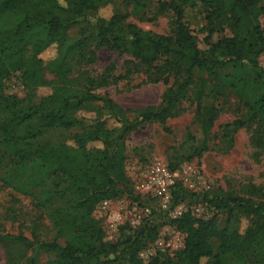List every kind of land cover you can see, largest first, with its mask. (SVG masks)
<instances>
[{
	"label": "trees",
	"instance_id": "16d2710c",
	"mask_svg": "<svg viewBox=\"0 0 264 264\" xmlns=\"http://www.w3.org/2000/svg\"><path fill=\"white\" fill-rule=\"evenodd\" d=\"M198 2L209 44L214 32L232 31L207 50L199 48L183 22L185 10ZM112 3L0 0V184L27 197L39 193L34 196L41 212L31 220V236L24 223L14 233L0 228L5 264H37L40 251L55 255L47 264H264V187L255 184L240 193L205 195L216 211L211 218L186 212L171 219L186 235L185 247L173 259L161 252L149 261L140 256L159 237L157 225L146 224L110 243L93 218L96 205L120 196V187L128 183L125 134L145 123H165L185 101L193 104L206 137L219 113L214 101L234 95L243 111L224 136L231 139L232 133L250 129V145L256 154L264 153V68L259 60L264 55L259 21L264 0L163 1L162 7L176 17L169 35L144 31L116 9L110 18L100 17V9ZM75 28L72 39L69 31ZM53 45L58 54L46 62L41 54ZM101 48L130 55L149 81L166 84L161 103L137 110L131 119L113 98L99 92L121 79L113 67L103 73L86 69ZM229 65L234 71L222 73ZM46 71L57 79L45 80ZM16 72L28 86L52 84L53 93L38 103L6 94L5 81ZM109 118L118 126L110 127ZM57 130L75 133L60 139L51 135ZM207 150L204 141L194 148L198 155ZM43 218L51 222L50 237L38 233Z\"/></svg>",
	"mask_w": 264,
	"mask_h": 264
},
{
	"label": "rangeland",
	"instance_id": "374dc122",
	"mask_svg": "<svg viewBox=\"0 0 264 264\" xmlns=\"http://www.w3.org/2000/svg\"><path fill=\"white\" fill-rule=\"evenodd\" d=\"M112 1V4L100 9V17L110 18L116 9L127 17L128 22L144 31L169 35L176 29L174 12L161 5L166 0H153L150 3ZM200 5L198 2L197 7L187 8L183 22L197 37L199 48L207 50L210 44L231 36L232 31L226 27L223 31L214 32L209 44L206 40L209 35L207 22ZM259 21L264 30V14L260 15ZM77 32L76 28L70 30V38L77 37ZM57 54V46L53 45L41 57L48 62ZM259 60L264 68V55ZM110 67L121 79L101 88L99 92L109 95L127 110L129 118L132 119L139 109L161 103L167 85L149 81L144 69L139 68L130 55L101 48L97 51L96 62L86 69L103 73ZM233 71V65H229L222 73ZM199 77V73H196V78ZM44 78L50 83L57 79L50 71L45 72ZM5 92L19 98L30 97L38 103L53 93V85L28 86L22 73L16 72L5 81ZM214 104L219 108V113L206 137L195 120V108L190 101H185L180 111L165 123H145L125 134L123 144L128 183L120 187V196L100 201L93 212V218L103 229L105 242L122 241L124 236L133 234L146 224L157 225L159 237L140 252L141 258L149 261L160 252L172 259L176 258L185 247L186 235L171 223V219L186 212L211 218L216 211L204 198L205 195L213 197L221 192L240 193L248 184L264 187V153L256 154L250 145L252 131L238 130L231 134V139L224 136L227 125L243 111L239 100L229 95L215 100ZM84 114L93 116V113ZM108 123L110 127L118 126L111 118ZM74 133L75 130H57L51 135L63 139ZM203 141L207 143L208 150L198 155L194 148ZM189 156H193L192 159H187ZM34 195L27 197L0 184V228L14 233L19 224L24 223L27 226L24 228L25 233L31 236V220L41 214L36 208ZM225 218L224 215L219 216L220 222L224 223ZM40 224L38 233L42 237L53 235L49 219L43 218ZM54 257V254L40 251L37 264H47ZM5 259V252L0 246V264H5ZM116 264L125 263L119 260Z\"/></svg>",
	"mask_w": 264,
	"mask_h": 264
}]
</instances>
